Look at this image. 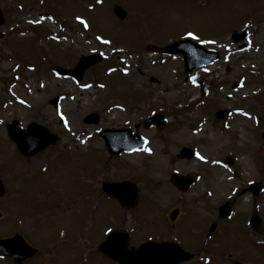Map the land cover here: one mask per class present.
<instances>
[{
	"label": "rangeland",
	"instance_id": "rangeland-1",
	"mask_svg": "<svg viewBox=\"0 0 264 264\" xmlns=\"http://www.w3.org/2000/svg\"><path fill=\"white\" fill-rule=\"evenodd\" d=\"M114 6L126 12L123 20ZM0 9V236L21 229L38 249L21 264H117L101 257L98 245L106 228L121 226L135 228L133 245L177 232L195 264H264V53L247 56L257 35L264 46V0H0ZM244 28L238 48L230 38ZM183 39L220 51L219 60L186 72L182 55L158 51ZM95 53L101 60L77 81L82 58ZM221 110L228 111L222 119ZM91 112L98 122L84 123ZM152 112L166 122L144 127ZM13 119L24 129L41 124L56 142L20 154L7 135ZM103 128H129L144 145L168 151L160 175L172 196L143 175L148 157L132 163L128 153L107 152ZM183 129L185 140H174ZM183 147L194 156L181 158ZM175 171L192 179L186 191L174 184ZM123 181L137 189L131 208L102 190L104 182ZM251 183L259 184L257 195ZM225 203L234 213L221 219L217 207ZM0 264L13 263L0 257Z\"/></svg>",
	"mask_w": 264,
	"mask_h": 264
},
{
	"label": "water",
	"instance_id": "water-1",
	"mask_svg": "<svg viewBox=\"0 0 264 264\" xmlns=\"http://www.w3.org/2000/svg\"><path fill=\"white\" fill-rule=\"evenodd\" d=\"M115 12L121 18H123L125 15V13L119 7L115 8ZM1 23L2 17L0 15V24ZM242 33H245V30ZM179 46H181L182 49H180ZM191 46L192 45L189 42H180L163 49V51H182L185 56V61L188 64L187 70H191L194 66L199 65L202 60H205L203 62H209L210 60L216 57L215 54L212 55V53L204 52L201 50H197L198 54H195L193 53L192 48H190ZM207 54L209 56H207ZM200 58L201 61H199ZM98 59L99 57H92L91 59L84 61L81 67L79 68L78 72L76 73V76L80 78L83 68ZM223 114V112L219 113L220 116H222ZM84 121L88 123H95L97 121V115L91 114L87 116ZM152 124L159 125L160 120L155 117L149 118L145 122V126H150ZM15 125L16 122H13L8 127V134L12 138V140L16 142L19 150L24 154L33 153L34 151L42 149L46 145L51 144L56 140V137L54 135H51L46 131V129L36 123H33L28 127L26 137L22 135V131L16 128ZM112 134H118L119 138H121L124 137L125 134L130 135V132L129 130H103L100 132V135L105 138L108 150L112 153H117L118 151L123 149L134 148L142 144V140L138 136L134 135L133 138H136V140H132V142H130L129 144L116 147L113 143L114 138L111 136ZM181 155L189 158L191 157L192 153L187 149H183L181 151ZM174 181L179 185L182 190H186L188 185L190 184V179L182 178L177 175L174 176ZM251 188L254 193H258V185H252ZM103 189L118 198L121 203L125 206H131L135 203L136 190L134 186L128 182L119 184L104 183ZM0 192L3 193V187L1 182ZM229 212L230 210L228 205L220 207L221 217L227 216ZM175 215L176 212H174L172 218H174ZM116 235L117 234L115 233H111L108 238L102 243L100 248L104 254L113 257L115 260L122 261L121 258L124 257V261L127 264H177L178 262L188 258V256L186 257L181 255L182 250H180L175 245L169 243H145L138 250L131 252L125 250L126 244L124 243L123 245H121L122 255L119 257L117 252L111 251L110 249L112 246H114ZM34 253L35 250L29 247L22 239L18 238V236L7 240H0V254L12 255L14 257L16 256L15 258H17L18 260H22L25 257L32 256ZM234 264L240 263L234 262Z\"/></svg>",
	"mask_w": 264,
	"mask_h": 264
},
{
	"label": "bare ground",
	"instance_id": "bare-ground-1",
	"mask_svg": "<svg viewBox=\"0 0 264 264\" xmlns=\"http://www.w3.org/2000/svg\"><path fill=\"white\" fill-rule=\"evenodd\" d=\"M258 38H261L260 35H257V37L254 39V44L255 47H251V50L247 52V56L248 57H257L259 54L264 53V46L259 44L260 42L258 41ZM148 63V62H146ZM151 63H149L150 65ZM130 68H134V63H130ZM142 70H139V73ZM149 80L156 82L157 78L152 74V72H150L148 74ZM163 89L162 88H157L156 92H162ZM9 102H12V100H10ZM13 106V104H7L2 110L1 113L5 114L6 111L8 110L9 107ZM78 133V132H77ZM186 136H185V129L181 130L180 132H178L176 135L173 136L174 140H185ZM199 138H204V136H201L200 134L198 136H195V139H199ZM144 148H148L150 151L149 152H145L143 149ZM143 149L140 150H135L130 154V158H131V162L134 163L135 160L137 159H141V158H149L150 162H151V167L148 168L149 172L143 173V175L146 177H152L155 178L156 182L159 184L161 190L163 193H165L164 195L167 197H171L172 196V188L170 186V184H168L164 178L160 175L161 170L164 167L165 161L168 159V151L166 150H158L156 148H153L150 145H146ZM237 153L245 155L246 151L244 149L238 148L236 150ZM244 165L247 164L246 158L245 160H243L242 162ZM190 166V165H187ZM218 169L213 166V173H221L222 171H217ZM248 202L246 201H242L240 203V205L242 206H247Z\"/></svg>",
	"mask_w": 264,
	"mask_h": 264
},
{
	"label": "flooded vegetation",
	"instance_id": "flooded-vegetation-1",
	"mask_svg": "<svg viewBox=\"0 0 264 264\" xmlns=\"http://www.w3.org/2000/svg\"><path fill=\"white\" fill-rule=\"evenodd\" d=\"M115 231H124L123 229H116ZM128 231V234H129V236H128V246L130 247V248H134L135 246H138L139 244H141L142 243V241L141 242H139L138 244H136V245H133V244H131L132 242L131 241H133V239H134V236H135V234H136V232H135V230H133V231H129V230H127ZM176 234H175V236L177 237V239L179 240V236H177V232H175ZM145 240V239H144ZM143 240V241H144ZM173 241V240H172ZM176 241V240H175ZM183 248L186 250V251H188V252H190V253H192L191 252V250H190V247L189 246H183ZM194 257V256H193ZM193 257L189 260V261H187V262H182L181 264H186V263H188V262H192L193 261Z\"/></svg>",
	"mask_w": 264,
	"mask_h": 264
},
{
	"label": "snow or ice",
	"instance_id": "snow-or-ice-1",
	"mask_svg": "<svg viewBox=\"0 0 264 264\" xmlns=\"http://www.w3.org/2000/svg\"><path fill=\"white\" fill-rule=\"evenodd\" d=\"M99 2H100V0H97V3H99ZM79 22H80L81 24H84L85 27H87V25L84 23L83 20H80ZM246 27H247V26H246ZM187 36H188L189 38L193 39V40H197V39H198V37H196L192 32H188V33H187ZM97 39L99 40L100 37H97ZM102 43L107 44V43H109V41L104 40V41H102ZM193 79H195V78H193ZM101 87H103V85H101ZM61 118L63 119V117H61ZM65 127H67V122H65ZM81 143H83V141H81ZM145 143H147V141H145ZM143 150H144L145 152H149V151H150L148 148H144ZM198 158L203 159V157H199V155H198ZM209 195H211V193H209ZM109 231H111V229H109Z\"/></svg>",
	"mask_w": 264,
	"mask_h": 264
}]
</instances>
